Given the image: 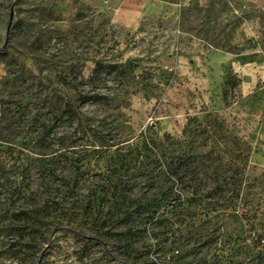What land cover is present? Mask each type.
<instances>
[{"label": "rangeland", "instance_id": "rangeland-1", "mask_svg": "<svg viewBox=\"0 0 264 264\" xmlns=\"http://www.w3.org/2000/svg\"><path fill=\"white\" fill-rule=\"evenodd\" d=\"M0 264H264V0H0Z\"/></svg>", "mask_w": 264, "mask_h": 264}, {"label": "trees", "instance_id": "trees-1", "mask_svg": "<svg viewBox=\"0 0 264 264\" xmlns=\"http://www.w3.org/2000/svg\"><path fill=\"white\" fill-rule=\"evenodd\" d=\"M85 98V97H83ZM66 106H69L66 105ZM70 112H73L75 111L74 110V106H72L70 104L69 106V110ZM192 163V159L191 158H177L176 160H173V161H170L166 168L163 169L162 166L160 164H158L157 162H151L149 163V166L155 170V177H156V181H161V182H164V181H167L170 179V177H176V178H179L180 175H181V171L184 169V167L188 166L189 164ZM189 170V174H194V172L190 169H187ZM154 176V175H153ZM193 176V175H192ZM181 180V178H180ZM216 183H219V180L218 178L215 179ZM191 182V180H190ZM182 184V183H181ZM220 192H222V190L219 189ZM233 193V192H232ZM170 194H172L171 191H167V193H161L159 196H155L153 197V199L151 201H149L150 203V206H152V209H158V208H161L162 206L163 207H177L179 206L176 199H172L170 197ZM220 200L219 201H222L224 203H227L229 199H227L225 196H219ZM52 208V206H47V205H43L42 208L40 209V214L42 216V219H51V218H54V216L52 214L49 213V210ZM154 211V210H153ZM79 236H83L82 234H79Z\"/></svg>", "mask_w": 264, "mask_h": 264}, {"label": "crops", "instance_id": "crops-1", "mask_svg": "<svg viewBox=\"0 0 264 264\" xmlns=\"http://www.w3.org/2000/svg\"><path fill=\"white\" fill-rule=\"evenodd\" d=\"M211 48V47H210ZM212 50L207 49L208 51V57L214 59L216 62H218V66H221L220 62L222 61V59H226L229 60V56H227L223 51H219L217 49H213ZM208 79L205 77H203V81H204V85H206L208 83L207 81Z\"/></svg>", "mask_w": 264, "mask_h": 264}, {"label": "water", "instance_id": "water-1", "mask_svg": "<svg viewBox=\"0 0 264 264\" xmlns=\"http://www.w3.org/2000/svg\"><path fill=\"white\" fill-rule=\"evenodd\" d=\"M10 19H12V16L10 17Z\"/></svg>", "mask_w": 264, "mask_h": 264}]
</instances>
